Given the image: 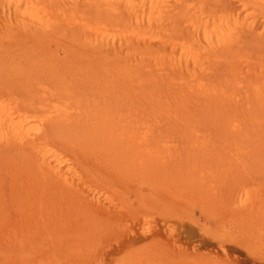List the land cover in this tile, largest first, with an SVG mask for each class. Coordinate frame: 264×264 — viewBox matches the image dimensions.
<instances>
[{
	"label": "rangeland",
	"instance_id": "rangeland-1",
	"mask_svg": "<svg viewBox=\"0 0 264 264\" xmlns=\"http://www.w3.org/2000/svg\"><path fill=\"white\" fill-rule=\"evenodd\" d=\"M260 1L0 0V264H264Z\"/></svg>",
	"mask_w": 264,
	"mask_h": 264
},
{
	"label": "bare ground",
	"instance_id": "bare-ground-1",
	"mask_svg": "<svg viewBox=\"0 0 264 264\" xmlns=\"http://www.w3.org/2000/svg\"><path fill=\"white\" fill-rule=\"evenodd\" d=\"M247 0H241L242 6L246 5ZM260 4L262 5V11L264 13V1H260ZM15 9H17V6L15 4ZM133 9V7H132ZM23 15L29 19L30 23L35 25V27L39 31L46 32V28L49 27L48 25V19H46V7L44 5H35L31 3H27V5L24 6L23 9ZM237 22V20H233ZM189 28L194 31L196 34L199 32L198 25L193 23L192 21H189ZM245 28H250L251 23H246L244 25ZM225 33V32H222ZM203 37L207 38V33L205 30H202ZM86 37L90 38L91 41L95 42L96 45L101 46V44H108L112 43V45L115 43L114 39H107L104 37L103 34H92V37H89L87 35ZM216 40L219 43H222L220 47L228 48L230 45V42H228V35L221 34V36L216 35ZM124 43H128L130 40H124ZM123 43V42H119ZM181 50L186 53L187 58L185 60H191L193 63H198L199 59H197L196 54L193 52L192 47L190 45L182 44ZM2 93V92H1ZM0 93V142L2 141L5 146H10L14 144L13 141L16 139L19 140L20 146H26L28 145L31 150L36 148V137L35 133L37 128L35 130L32 128V124L28 122V118L24 115V113H21L20 110H15L12 108V104L6 99L2 94ZM28 100L29 104H36L38 108H46V98L42 95H38V97H31ZM41 117L46 118V109H41ZM51 112V111H50ZM54 117L58 120L65 121L68 119V113L64 109H57L54 110ZM5 132H8V135L5 137ZM33 133V134H32ZM1 142V143H2ZM38 157L36 156L37 160H39L40 164H46V152L42 151V153H37Z\"/></svg>",
	"mask_w": 264,
	"mask_h": 264
}]
</instances>
